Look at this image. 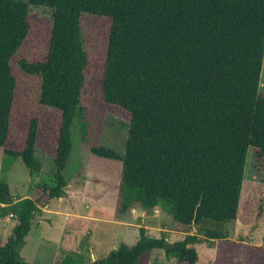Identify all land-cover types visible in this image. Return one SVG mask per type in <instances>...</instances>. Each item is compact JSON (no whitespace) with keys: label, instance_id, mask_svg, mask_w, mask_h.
<instances>
[{"label":"trees","instance_id":"trees-1","mask_svg":"<svg viewBox=\"0 0 264 264\" xmlns=\"http://www.w3.org/2000/svg\"><path fill=\"white\" fill-rule=\"evenodd\" d=\"M36 14L49 16L50 24L39 50L28 47ZM84 15L112 22L97 78L82 35ZM263 64L264 0H0L2 152L39 173L41 110L54 109L61 120L54 184H37L30 197L14 199L0 181V220H16L7 240L0 238V264H31L21 253L37 215L68 196L64 172L74 122L86 133L88 117L99 128L108 112L129 123L125 150L94 138L90 151L122 163L117 217H128L134 207L147 214L160 207L185 237L170 243L166 231L153 237L141 227L134 245L122 242L105 258L83 264H138L154 250L178 264H196L197 244L229 243L220 224L239 218L250 150L264 165ZM18 72L31 80L22 144L12 142ZM85 249L78 244V251ZM236 253L243 262L264 264V247L236 244ZM78 256L68 253L60 264Z\"/></svg>","mask_w":264,"mask_h":264},{"label":"rangeland","instance_id":"rangeland-1","mask_svg":"<svg viewBox=\"0 0 264 264\" xmlns=\"http://www.w3.org/2000/svg\"><path fill=\"white\" fill-rule=\"evenodd\" d=\"M15 1L28 2L29 0ZM33 18L35 33L28 40V47L39 50L45 46L46 37L50 32L49 16L42 17L36 14ZM111 25L112 22L109 18L84 15L82 19L85 49L91 56V65L97 69L96 78L100 76L102 59L108 48ZM17 77L19 87L13 118L12 142L22 144L29 124V113L24 102L30 101V99L23 100V98L31 80L21 72L17 73ZM260 91L264 92V64ZM60 121L58 111L51 108L41 110L39 147L35 154L42 164L39 173L31 172L20 159L6 156L0 148V181L10 186L12 198L19 199L31 196L37 184H54L56 168L52 155L55 153ZM87 122L86 133L83 132L82 124L77 121L74 122L72 128L74 149L68 168L64 172L68 180L66 190L71 192L79 191L80 188L86 190L89 202L81 203L84 206L82 208L78 205L77 211H82L88 207V213H94L102 221L118 220L115 210L116 203L112 205L111 201H106L104 205L95 202L104 195L112 198V194L118 191L122 163L96 157L91 153L90 147L96 138L99 144L123 153L130 126L124 117L110 112L107 113L99 128L97 127L98 121L92 122L91 117H88ZM97 129L99 132L96 135ZM69 199L68 196L63 197L62 200L54 199L50 203L51 209H49L52 214L46 215L45 212H42L37 215L33 230L30 232L21 253L26 262L31 264H60L68 252L63 248L59 249L57 241H62L63 232L67 225L79 228L76 242L81 243L82 247L86 248L84 251H79L82 258L76 257L73 264L103 259L113 248L122 243L123 237L127 233L124 226L114 227L109 223L96 225L94 221L81 223L73 219L68 220L67 212L72 209ZM103 206L105 210L100 209ZM59 211L62 213L55 215ZM14 221L12 217L0 220V238L2 241L7 240ZM126 221L134 222L138 227L148 229V234L153 237H160L161 233L166 230L170 243L183 240L185 237L181 231L182 228L160 207L151 214L143 211L137 212L136 207H134ZM220 225H224L223 229L229 231L230 242L219 241L216 242L217 246L215 247H210L207 243L197 244L195 247L199 260L196 264H259L255 258L243 262V258L238 257L236 253V244H243L248 248L251 246L264 247V165L254 160L252 150L248 154L239 218L229 224ZM128 233L125 242L132 246L136 240L133 232L128 231ZM136 233L138 236V230ZM39 237L40 240H38ZM138 264H178V259H168L164 250H154L145 253Z\"/></svg>","mask_w":264,"mask_h":264},{"label":"crops","instance_id":"crops-1","mask_svg":"<svg viewBox=\"0 0 264 264\" xmlns=\"http://www.w3.org/2000/svg\"><path fill=\"white\" fill-rule=\"evenodd\" d=\"M68 187V186H67ZM66 192H67V195H68V197L70 198L69 200H71V205H72V209H71V211L70 212H67V219L68 220H71V219H73V220H76V221H78V222H81V223H83V222H90V221H94V224H101V223H104V224H107V223H109V224H112L114 227H122V226H124L125 228H126V230H127V233H126V235L123 237V241L122 242H124V243H126L125 242V237H128V231H131V232H133V235H134V237H135V240H136V242H137V240H138V238H139V235L138 236H136V230H138V234H139V229H140V227H138L137 225H135V223L134 222H127L126 221V218H124V219H119L118 218V220H111V221H102L101 219H100V217H98V216H96L94 213H92V214H89L88 213V210H87V208H85L84 210H82V211H77V209H78V205L80 206V208H82V207H84V206H82L81 205V203H86V202H89L88 201V198H89V196H87V192H86V190L84 189V188H80L79 189V191H74V192H71V191H67L66 190ZM30 197V196H29ZM24 198H26V197H24ZM73 198V199H72ZM108 199V200H107ZM59 200H62V198H60ZM106 201H111L112 202V205L114 204V203H116V205H117V201H118V191L116 192V193H113L112 194V198H111V196H110V198L109 197H106V195H104V196H101L98 200H96V204H98V203H101V204H106L105 202ZM59 208V207H58ZM57 208V209H58ZM49 209H51V207H50V204L47 206V207H45L44 209H43V212H45L46 213V215L47 214H52L51 213V211H49ZM101 210H105V208H104V206L103 207H101L100 208ZM136 209H137V212H141L142 210L140 209V208H137L136 207ZM54 210H56V209H54ZM115 210H116V208H115ZM159 210V209H158ZM60 212V213H59ZM59 212H56L55 213V215H58V214H61L62 213V211H59ZM1 220H3V219H1ZM15 220V219H14ZM15 224H16V220L14 221V225H13V227L15 226ZM13 227H12V229H13ZM32 230H33V228H32ZM78 230H79V228L78 227H73V226H66V228H65V230H64V232H63V239H62V241L61 242H59V241H57L58 243L57 244H59L58 246H59V249L60 248H63V249H65L68 253H72V252H77V253H79V251L77 250V246H78V243L76 242L77 241V237H78V234H77V232H78ZM162 230H164V229H162ZM12 231V230H11ZM147 231L149 232V230L147 229ZM166 231V230H165ZM32 232V231H31ZM10 235V234H9ZM38 240H40V237H39V239ZM135 242V243H136ZM127 244V243H126ZM117 248V247H116ZM116 248H113L112 250H114V249H116ZM83 253V252H82ZM85 254V253H84ZM108 255V254H107Z\"/></svg>","mask_w":264,"mask_h":264},{"label":"water","instance_id":"water-1","mask_svg":"<svg viewBox=\"0 0 264 264\" xmlns=\"http://www.w3.org/2000/svg\"><path fill=\"white\" fill-rule=\"evenodd\" d=\"M34 217H35V214H34ZM194 231L196 232L197 231V229H196V227L194 226Z\"/></svg>","mask_w":264,"mask_h":264}]
</instances>
